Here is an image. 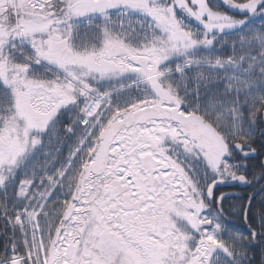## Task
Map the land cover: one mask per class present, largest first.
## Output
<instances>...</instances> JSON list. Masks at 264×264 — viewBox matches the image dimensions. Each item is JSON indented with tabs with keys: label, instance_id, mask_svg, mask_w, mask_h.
I'll use <instances>...</instances> for the list:
<instances>
[{
	"label": "snow or ice",
	"instance_id": "snow-or-ice-1",
	"mask_svg": "<svg viewBox=\"0 0 264 264\" xmlns=\"http://www.w3.org/2000/svg\"><path fill=\"white\" fill-rule=\"evenodd\" d=\"M0 264H264V0H0Z\"/></svg>",
	"mask_w": 264,
	"mask_h": 264
}]
</instances>
